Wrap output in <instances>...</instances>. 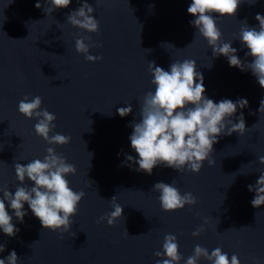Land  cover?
I'll use <instances>...</instances> for the list:
<instances>
[{"label": "water", "instance_id": "obj_1", "mask_svg": "<svg viewBox=\"0 0 264 264\" xmlns=\"http://www.w3.org/2000/svg\"><path fill=\"white\" fill-rule=\"evenodd\" d=\"M36 2L0 0V187L14 194L24 186L17 181L15 163L43 160L53 147L75 165L76 174L66 179L73 191L85 195L67 232L44 229L25 203L24 222L13 218L17 235L0 230V245L5 246L0 259L15 250L17 264H156L167 258L154 254L163 251L165 235L172 234L182 256L179 264H186L196 245L209 254L219 247L229 259L237 255L240 264H264V205L254 208L255 192L248 190L264 172L258 159L264 156V113L259 111L264 88L250 70L230 67L224 56L213 57L207 40L189 23L192 0H87L99 21L97 33L67 22L83 0L49 15L46 0H40L41 8ZM257 14L264 15V0H242L235 16L213 14L221 42H232L248 63V49L234 37L245 21L258 28ZM84 37H90L85 43L102 45L90 47L89 54L103 59L89 62L76 51V39ZM185 59L196 61L209 99L248 101L232 117L238 122L242 113L247 131L220 136L210 155L215 165L205 161L199 173L163 165L151 175L136 171L138 165L126 160L128 155L138 159L129 125L140 122L143 97L155 90L149 62L167 71ZM26 95L42 98L41 109L56 116L50 135L70 136L69 144L49 145L35 133L38 121L18 111ZM129 104L133 111L122 118L117 109ZM158 182L172 184L182 195L191 192L197 203L163 211L160 194L152 191ZM25 184L33 186L27 179ZM113 196L123 217L109 226L99 218L114 210ZM201 227L204 231L194 237ZM198 264L209 262L201 258Z\"/></svg>", "mask_w": 264, "mask_h": 264}, {"label": "clouds", "instance_id": "obj_2", "mask_svg": "<svg viewBox=\"0 0 264 264\" xmlns=\"http://www.w3.org/2000/svg\"><path fill=\"white\" fill-rule=\"evenodd\" d=\"M72 0H46L50 5L44 11L49 15L53 11L67 8ZM242 0H192L187 11L194 17L189 23L197 32L207 40L212 48L213 57L224 56L230 67H236L241 71L250 70L256 77L261 88H264V15L257 14V27H250L245 21L239 36L234 37L243 47L248 49L245 57H252L251 63L242 61L237 55L238 49L232 46V42H221L222 33L217 27V20L213 14L219 16H235ZM254 3L255 0H249ZM41 8L40 0L35 4ZM95 9L83 0L82 5L70 12L67 22L73 27L86 30L89 33L99 31V21L92 15ZM90 37L76 39L75 48L78 53L84 54L89 62L103 59L102 56L89 54L90 47L102 46L85 43ZM170 45L171 44H164ZM162 45V46H164ZM150 51V50H148ZM149 71L153 79L151 83L155 90L147 92L143 97L140 109V122L130 123L133 131L129 137L131 148L138 154V159L128 155L126 160L138 165L136 171L152 174L158 165L175 169L179 172L187 167L192 173H199L205 161L209 166H214L216 161L210 159L213 145L222 135H231L236 132L241 136L247 131L243 114L233 122L232 117L238 108L248 106V101L240 98L233 102L230 99H222L214 102L204 95L203 75L196 71V61L185 59L170 64L169 70L156 66L155 62H149ZM199 81V82H197ZM42 98L26 95L18 104V111L28 119H36L35 133L43 138L49 145H66L71 142V137L53 132L56 125V116L47 109H41ZM133 109L131 104L117 109L123 118ZM260 113H264V100H261ZM260 164H264V156L258 158ZM131 167V164H128ZM15 174L19 185L14 194L7 186L0 187V230L9 236L15 237L19 229L13 223V218L24 222L27 212L25 203L32 214L37 217L44 229L55 232H67L71 229L78 204L84 197L83 191L75 192L69 186L66 176L76 174V167L66 162L62 154H57L53 147L47 148V155L43 160L36 159L27 164L15 163ZM26 179L32 182L31 187L25 184ZM250 192H255L251 201L254 208L264 205V172H261L255 185H248ZM152 191L158 192L161 208L165 212L184 209L186 205L194 206L196 198L191 192L183 195L172 184L158 182ZM7 202V203H6ZM113 211L99 218V221H107L109 226H114L116 221L123 217V208L116 202V196L110 200ZM12 210L9 214L8 209ZM98 221V222H99ZM207 222V221H206ZM204 228H198L192 235L199 236ZM126 235H128L125 228ZM177 237L166 234L163 241V251L155 252L158 259L156 264H179L182 256L178 252ZM5 250L0 245V252ZM203 258L209 264H240L237 255L233 254L229 259L227 253L217 247L211 251L196 245L194 254L186 260V264H198ZM18 256L15 250L0 259V264H17Z\"/></svg>", "mask_w": 264, "mask_h": 264}]
</instances>
